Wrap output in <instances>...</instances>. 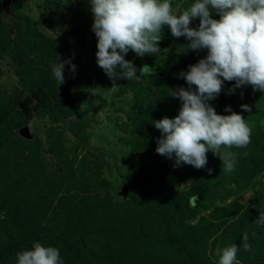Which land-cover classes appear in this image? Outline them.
Returning a JSON list of instances; mask_svg holds the SVG:
<instances>
[{"label": "trees", "instance_id": "obj_1", "mask_svg": "<svg viewBox=\"0 0 264 264\" xmlns=\"http://www.w3.org/2000/svg\"><path fill=\"white\" fill-rule=\"evenodd\" d=\"M3 29L4 21L0 20V33ZM20 33L21 62L32 70V76L24 80L25 86L32 79H40L42 71L29 60V51L24 45L28 32L24 26ZM133 64L136 75L144 83L138 78L122 79L120 88V93L131 92L135 99L127 113L133 134L130 148L134 155L132 176L124 185L128 190L127 198L106 193L90 205L80 202L78 205L79 192L74 190L77 174L71 167L75 164L76 146L69 151L73 155L72 165L62 173L66 185L62 190L64 194H60L57 169H47L49 162L40 154L38 139L26 142L12 135V139L5 142L0 137V214L3 213L0 215V228H3L0 230V264H15L16 253L30 249L33 242L58 248L63 264H129L127 258L134 264H216L211 258L203 260L197 255L205 251L207 240L222 246L224 243L219 241L242 237L244 232L249 234V251L256 259L255 264H264V223L259 226L254 223L264 212V127L258 126V119L264 115L260 108L264 93L252 91L250 85L244 86L251 92V100L256 102L249 105L251 111L241 107L246 103L232 91L208 101L218 114H229L226 108L240 113L251 128V143L246 148L229 149L235 153L233 171L226 172L219 157L209 150L205 168L184 165L177 172L173 170L174 159L160 157L155 151L162 133L152 122L175 117L181 101L167 95L168 91L182 83L186 89L189 85L177 71L157 70L158 61L136 60ZM143 65L154 69L151 76H139ZM234 83L228 81L231 87ZM191 87L195 90V85ZM50 112L52 121L66 122L67 117L57 106ZM18 121L21 127L26 125L21 117ZM72 130L79 135L77 130ZM159 158L164 160L159 161ZM207 169H211V173ZM172 170L175 185L185 174L194 176L188 196L169 191L172 186H166L165 175ZM83 177L81 183L85 182ZM249 185L253 196L248 202H241L242 191ZM101 186L94 183L97 189ZM209 208L211 212L205 224L190 226L178 222L181 219L178 217L184 213ZM205 218L201 216V220ZM113 244L118 245L115 254L108 255L105 250Z\"/></svg>", "mask_w": 264, "mask_h": 264}, {"label": "rangeland", "instance_id": "obj_2", "mask_svg": "<svg viewBox=\"0 0 264 264\" xmlns=\"http://www.w3.org/2000/svg\"><path fill=\"white\" fill-rule=\"evenodd\" d=\"M193 2L194 0H171L173 9L179 11ZM10 7L11 13L5 16L0 0V20L4 21V29L0 33V137L5 142L12 135L19 136L26 142L38 139L40 154L49 162L47 169H57L56 181L60 194H64L62 190H65L66 185L62 175L72 167L77 174L74 190L79 192L76 199L78 205L79 202L81 205H90L95 198L104 197L106 193H116L127 198L119 192L131 178L134 168V155L130 148L133 134L127 113L135 99L131 92L120 93L122 79L118 78L113 82L96 63L97 38L92 31L93 16L89 3L86 0H11ZM210 11L212 18L219 19L214 10ZM23 26L28 32L24 45L29 51V60L42 71L40 79H32L25 86L24 80L32 76V70L21 62L18 38ZM190 26H198L197 18L192 20ZM187 43L183 36L173 37L169 27L165 25L159 42V53L138 57L129 50L124 56L132 63L136 60L158 61L157 70L180 73L187 71L189 65L206 55V50L185 52ZM59 60L70 61L76 66L73 73L69 70V64L65 63L62 84H58L52 73V65ZM140 81L144 83L142 78ZM180 87L186 89L184 83ZM233 88L228 81H224L221 92L215 98ZM232 92L247 105L255 102L251 100L249 89L244 86L234 88ZM54 106L62 110L63 116L67 117L66 122L51 120L50 110ZM260 108L264 113V101ZM19 117L26 121L31 138L19 134ZM77 123L83 126L78 124L76 127ZM258 126L261 129L264 127V115L258 119ZM72 128L77 130L78 136ZM73 146L77 147L75 164L69 167L73 156L69 151ZM209 155L208 151L207 156ZM172 165L173 170L178 172L187 164L174 167L173 161ZM173 170L165 175L166 186H172L169 190L172 194L180 192L183 197L188 196L194 176L185 174L180 183L175 185L172 182L175 175ZM82 176L85 177L84 183L80 182ZM94 183L102 184L101 188H95ZM246 187L242 191L241 202H248L253 196L251 185ZM210 212L209 208L188 215L184 213L182 217L177 216L181 218L178 222L190 226L205 224ZM201 216L206 218L201 220ZM219 243L224 245L208 239L205 251L197 252V255L203 260L211 258L218 264L222 249L235 243L238 246L239 264H255L252 251L243 248L241 237L234 239L233 236ZM117 246L111 245L105 253L114 255ZM126 260L129 264H134L128 258Z\"/></svg>", "mask_w": 264, "mask_h": 264}, {"label": "clouds", "instance_id": "obj_3", "mask_svg": "<svg viewBox=\"0 0 264 264\" xmlns=\"http://www.w3.org/2000/svg\"><path fill=\"white\" fill-rule=\"evenodd\" d=\"M89 6L97 38L96 63L113 82L138 77L135 65L124 54L129 50L138 57L159 53L165 25L173 37L183 36L188 41L185 52L206 50L188 71L178 74L189 88H168L167 95L178 98L181 104L175 117L152 122L162 133L155 151L174 159V167L187 164L203 169L211 150L226 172L233 171L235 153L229 149L246 148L251 143V128L240 113L226 108L229 114H218L208 101L221 92L224 81H234V88L250 85L253 91L264 93V0H194L182 11L174 10L171 0H89ZM210 10L219 19L212 18ZM195 18H199V24L191 27ZM65 63L73 73L76 70L70 61L53 64L58 84L64 83ZM139 72V76H151L154 69L143 65ZM241 107L251 111L247 104ZM254 223H264V212ZM241 239L243 248L250 250L248 232ZM237 252L235 243L225 247L218 264H239ZM15 264L63 262L58 248L33 242L30 249L16 253Z\"/></svg>", "mask_w": 264, "mask_h": 264}, {"label": "water", "instance_id": "obj_4", "mask_svg": "<svg viewBox=\"0 0 264 264\" xmlns=\"http://www.w3.org/2000/svg\"><path fill=\"white\" fill-rule=\"evenodd\" d=\"M10 1L11 0H1V6H2V9H3V13L5 16L9 15L11 12H10ZM19 134L25 138H31V133L29 131V128L28 126H22L20 129H19ZM120 195H123V197L127 196L128 194V190L126 188V186H123L119 192Z\"/></svg>", "mask_w": 264, "mask_h": 264}]
</instances>
